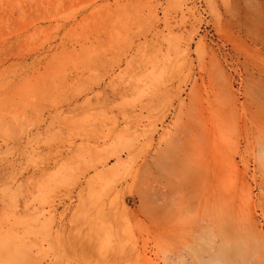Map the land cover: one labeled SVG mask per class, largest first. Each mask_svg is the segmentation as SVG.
Returning <instances> with one entry per match:
<instances>
[{
  "label": "rangeland",
  "instance_id": "1",
  "mask_svg": "<svg viewBox=\"0 0 264 264\" xmlns=\"http://www.w3.org/2000/svg\"><path fill=\"white\" fill-rule=\"evenodd\" d=\"M0 264H264V0H0Z\"/></svg>",
  "mask_w": 264,
  "mask_h": 264
}]
</instances>
